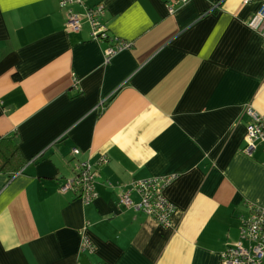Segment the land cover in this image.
Masks as SVG:
<instances>
[{"label": "crops", "instance_id": "crops-1", "mask_svg": "<svg viewBox=\"0 0 264 264\" xmlns=\"http://www.w3.org/2000/svg\"><path fill=\"white\" fill-rule=\"evenodd\" d=\"M85 4L133 44L109 64L108 42L86 20L69 29L59 0H0V140L19 149L0 155V264H225L241 217L264 205V142L245 152L246 109L264 118L250 25L264 0ZM83 163L97 172L90 203L60 191ZM150 178L169 180V226L121 205Z\"/></svg>", "mask_w": 264, "mask_h": 264}, {"label": "built area", "instance_id": "built-area-1", "mask_svg": "<svg viewBox=\"0 0 264 264\" xmlns=\"http://www.w3.org/2000/svg\"><path fill=\"white\" fill-rule=\"evenodd\" d=\"M59 1L61 8L67 11V27L69 29L79 31L83 21L86 20L90 24L92 37L99 42H108V46L104 49L106 64H109L116 54L129 49L133 45L131 41L111 34L108 24L104 21V5L87 6L85 0ZM164 1L168 12L174 13L191 0ZM77 7L81 8L82 11H77ZM250 25L261 32L264 37V6L253 16ZM246 112L251 117L252 123L248 127V145L245 152L252 155L258 143L264 142V118L252 106H249ZM77 152L78 150H75V153ZM109 161V158L104 156L101 163L107 164ZM96 173L95 167L90 164H80L76 174L64 183L60 191L63 193L72 191L85 203H90L98 195ZM168 181L150 178L134 182L121 195V205L154 216L163 225L169 226L175 206L162 193ZM132 192L140 196V201L136 202L131 198ZM251 208L252 210L247 216L241 217L239 242L221 253V259L225 264H264V205L251 206ZM93 250V244L84 237L83 251L92 253Z\"/></svg>", "mask_w": 264, "mask_h": 264}, {"label": "trees", "instance_id": "trees-1", "mask_svg": "<svg viewBox=\"0 0 264 264\" xmlns=\"http://www.w3.org/2000/svg\"><path fill=\"white\" fill-rule=\"evenodd\" d=\"M12 140L13 139H11V138H7V140L6 139L0 140V155H2V157L4 159H5V156L7 155V152L5 150V147H6L7 143H11L12 144V148L15 147L16 150H15L14 154L18 153V151H19L18 146L15 145ZM11 154H13V152Z\"/></svg>", "mask_w": 264, "mask_h": 264}]
</instances>
